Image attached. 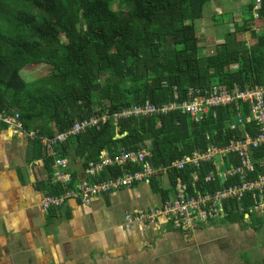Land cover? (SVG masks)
Listing matches in <instances>:
<instances>
[{
    "label": "trees",
    "instance_id": "trees-1",
    "mask_svg": "<svg viewBox=\"0 0 264 264\" xmlns=\"http://www.w3.org/2000/svg\"><path fill=\"white\" fill-rule=\"evenodd\" d=\"M208 1L0 0V111L18 113L25 129L36 132L30 160L43 159L47 172L38 187L48 194H60L78 180L74 171L66 186L55 181L54 156L48 155L39 136H55L96 113L146 102L183 101L189 98L190 88L205 91L225 84L232 90L264 84V2L258 20L252 12L254 0L248 3L249 16L234 20L216 51L207 54L200 46L195 22L203 16ZM246 31L251 32L252 45L240 38ZM43 63L53 67L37 82L23 77L26 66ZM235 114L236 107L227 105L212 108L199 122L179 110L121 119L117 125L108 121L69 137L57 150L70 165L87 169L101 160L104 149L115 159L150 140L153 165H168L196 149L243 138V128L229 127ZM117 127L123 136L116 137ZM246 127L257 134L251 124ZM251 156L256 168L251 176L255 177L264 169V147H252ZM140 168L131 162L107 165L90 180ZM195 170L170 169L167 186L162 173L150 185L165 201L173 195L176 182L189 180ZM219 187V181L200 186L203 192ZM252 204L249 197L243 202L230 201L227 219H244Z\"/></svg>",
    "mask_w": 264,
    "mask_h": 264
},
{
    "label": "crops",
    "instance_id": "crops-1",
    "mask_svg": "<svg viewBox=\"0 0 264 264\" xmlns=\"http://www.w3.org/2000/svg\"><path fill=\"white\" fill-rule=\"evenodd\" d=\"M241 1L207 2L208 16L204 21V9L199 18L204 53L215 47L212 39H220L212 36L217 29L215 15L240 7ZM31 156V139L0 121V264H247L264 260V214L246 213L236 221L227 216L211 219L192 231L176 229L168 221L161 228L128 225V213L163 202L147 182L100 195L89 205L67 200L45 210L41 203L49 194L38 184L47 178L46 168L43 159L30 160ZM66 171L70 177L78 172L77 182L90 179L81 164L73 163ZM163 181L167 186L166 175Z\"/></svg>",
    "mask_w": 264,
    "mask_h": 264
},
{
    "label": "built area",
    "instance_id": "built-area-1",
    "mask_svg": "<svg viewBox=\"0 0 264 264\" xmlns=\"http://www.w3.org/2000/svg\"><path fill=\"white\" fill-rule=\"evenodd\" d=\"M263 2L264 0H254L252 12L256 20L260 17L259 9ZM255 29L261 28L255 26ZM227 105L236 107L235 117L229 127L243 128V138L232 139L225 145L212 144L205 150L196 149L168 165L161 166H154L151 161L153 152L150 140L141 143L136 150L122 152L115 159L110 158L104 149L101 151V160L90 163L86 169L87 175L96 177L107 165L113 164L124 166L131 162L140 164L141 168L107 179L82 180L60 194L45 196L41 203L42 207L47 210L50 207L60 206L67 200H76L89 205L96 197L114 190L132 187L142 182L151 183L154 176L160 173L167 175L170 169H196L189 180L176 182L173 195L162 204L128 213L126 223L128 225L142 223L144 226L153 225L161 228L162 222L168 221L176 229L192 231L199 225L208 224L211 219L225 218L229 213L226 205L230 201L243 202L247 197L253 201L249 212L264 214V169L255 177L251 176L256 171L251 148L264 147V84L244 89L235 87L232 90L225 84L213 85L205 91L190 88L189 98L183 101L174 100L162 104L146 102L116 112L96 113L77 120L71 127L55 136H39V138L48 155L54 156L55 181L66 186L71 181L66 171L70 161L67 157L59 155L57 147L69 137L84 133L91 128H100L108 121L117 125L121 119L168 114L176 110L188 114L195 122H199L212 108ZM246 108L247 113L244 112ZM0 121L7 124L14 132L22 133L30 139L37 136L34 130L25 129L18 113L7 114L0 111ZM247 124L257 129L256 135L249 132ZM116 129V137H121L123 134L118 133V127ZM233 157H237L239 162L232 161ZM233 178H237V181H233ZM214 181H219V188L206 192L201 190L200 186L204 187ZM239 209L241 212L244 210L243 206ZM247 264H264V260Z\"/></svg>",
    "mask_w": 264,
    "mask_h": 264
},
{
    "label": "rangeland",
    "instance_id": "rangeland-1",
    "mask_svg": "<svg viewBox=\"0 0 264 264\" xmlns=\"http://www.w3.org/2000/svg\"><path fill=\"white\" fill-rule=\"evenodd\" d=\"M252 0H243V3L242 1L240 2V7H236L234 8L232 11L231 10H227L225 12H222V13H218L215 15V21L214 23H216V28L214 30V33L212 36H214L215 38H220L218 40H214L212 39L213 41H211L210 44H212V46L214 45L215 47L213 48V50H210L209 51V54L211 53H214L216 51V44L218 45L219 43L223 42L224 40V36H225V33L229 30H231L233 28V21L235 19H238L239 17H248L249 14L247 12V9H246V6L248 4H245V3H250ZM208 6H206L205 8V13H204V21H205V17L208 16ZM239 16V17H238ZM203 20H200L198 19L195 23H196V26H197V32L198 34H200V23L201 21ZM255 26V25H254ZM261 30V29H259ZM240 38L241 39H246V41H248V44L249 45H252L254 43V40L252 39V36H251V32L250 31H246L245 33H241L240 34ZM52 65H49V64H46V63H43V64H37V65H29V66H26L23 70H22V75L25 79L29 80V81H34V82H37L41 77H43L44 75L48 74L51 69H52ZM263 230H264V227H263ZM262 236H264L262 234ZM253 262V261H252Z\"/></svg>",
    "mask_w": 264,
    "mask_h": 264
},
{
    "label": "water",
    "instance_id": "water-1",
    "mask_svg": "<svg viewBox=\"0 0 264 264\" xmlns=\"http://www.w3.org/2000/svg\"><path fill=\"white\" fill-rule=\"evenodd\" d=\"M123 135H124V134H123ZM123 135H122V136H123Z\"/></svg>",
    "mask_w": 264,
    "mask_h": 264
}]
</instances>
